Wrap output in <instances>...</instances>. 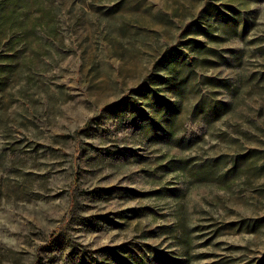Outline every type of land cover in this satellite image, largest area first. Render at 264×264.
Returning <instances> with one entry per match:
<instances>
[{
	"label": "rangeland",
	"instance_id": "374dc122",
	"mask_svg": "<svg viewBox=\"0 0 264 264\" xmlns=\"http://www.w3.org/2000/svg\"><path fill=\"white\" fill-rule=\"evenodd\" d=\"M162 258L264 264V0H0V264Z\"/></svg>",
	"mask_w": 264,
	"mask_h": 264
},
{
	"label": "trees",
	"instance_id": "16d2710c",
	"mask_svg": "<svg viewBox=\"0 0 264 264\" xmlns=\"http://www.w3.org/2000/svg\"><path fill=\"white\" fill-rule=\"evenodd\" d=\"M185 55V54H184ZM224 106V105H223ZM214 107H216V105H209L208 107H207V112L206 113H211L213 110H214ZM215 113H216V117H219L220 116V114L221 113H219V111H215ZM181 142H182V139L180 140ZM157 258V257H156ZM165 263H167V259H165V258H162L161 259V263L160 264H165ZM140 264H144L143 262L142 263H140Z\"/></svg>",
	"mask_w": 264,
	"mask_h": 264
}]
</instances>
